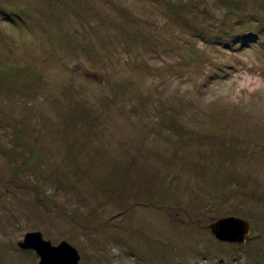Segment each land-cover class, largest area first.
<instances>
[{
  "label": "rangeland",
  "instance_id": "1",
  "mask_svg": "<svg viewBox=\"0 0 264 264\" xmlns=\"http://www.w3.org/2000/svg\"><path fill=\"white\" fill-rule=\"evenodd\" d=\"M36 231L78 264H264V0H0V264Z\"/></svg>",
  "mask_w": 264,
  "mask_h": 264
},
{
  "label": "water",
  "instance_id": "2",
  "mask_svg": "<svg viewBox=\"0 0 264 264\" xmlns=\"http://www.w3.org/2000/svg\"><path fill=\"white\" fill-rule=\"evenodd\" d=\"M210 232L220 240L242 242L246 237V221L234 217H222L209 225ZM18 245L23 249L33 248L40 257L38 264H78L79 254L68 242L52 245L40 232H28Z\"/></svg>",
  "mask_w": 264,
  "mask_h": 264
}]
</instances>
